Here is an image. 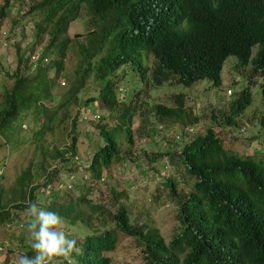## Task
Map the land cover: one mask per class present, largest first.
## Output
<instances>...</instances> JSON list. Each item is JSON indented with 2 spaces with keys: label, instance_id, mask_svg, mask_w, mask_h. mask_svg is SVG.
<instances>
[{
  "label": "trees",
  "instance_id": "16d2710c",
  "mask_svg": "<svg viewBox=\"0 0 264 264\" xmlns=\"http://www.w3.org/2000/svg\"><path fill=\"white\" fill-rule=\"evenodd\" d=\"M8 2L2 1L0 16ZM35 9L42 13L41 22L35 29V39L43 31L48 32V38L34 65L28 62L29 55H24L33 44L22 50L16 44V64L8 73L12 84L0 103V128L9 125L21 107L30 106L37 111L44 108L41 101L47 97L52 80L62 68L64 51L70 40L66 33L68 23L81 9L90 25L85 34L86 42L80 46L85 68L89 67L90 58L100 46L107 43L97 60L96 70L103 82L99 98L108 106L118 100L110 77L118 66L134 63L139 77L144 78L147 67L141 66V51L154 57L150 69V80L154 85L167 79L189 85L205 77L216 85L220 82L224 58L233 54L236 68L248 66L247 82L253 83L255 74L261 75L264 100V0H33L25 11ZM253 45L256 48L251 52ZM47 54L52 56L48 60L41 59ZM31 66V70L24 72ZM81 71L86 72L84 67ZM249 83L230 100L229 109L223 114L225 123L238 124L236 117L251 99ZM82 85L81 78L74 87L68 88V95L76 96ZM174 100L175 105L155 103L156 112L173 116L182 129L185 124L197 122V115L185 109L181 92L174 94ZM130 109L129 105L122 108V115L126 118L123 120H129ZM260 123L264 125V108ZM74 128L72 119L66 146L71 152H74L76 139ZM118 130L117 125L109 129L99 127L98 133L104 143L95 148L86 166L94 177L99 176L100 167L107 165L113 157L121 158ZM185 132L188 133L186 129ZM185 132H180L177 149L147 155L151 160L164 155L168 164L182 167L181 171L178 169L180 178L168 175L162 181L177 206L178 227L171 238L165 241L155 227L131 223L127 210L119 203L112 214L107 215L113 220L114 228L96 232L99 227L85 233L77 241L79 251L69 256L72 263L67 257L64 264H108L110 257L104 252L114 247L117 230L133 236L144 264H264V149L244 154L226 149L212 125H206L203 131L183 140ZM124 133L130 142L128 125ZM64 151H56V154L62 156ZM50 172L45 173L44 185L49 182ZM30 176L29 167L17 176L16 188L12 191L17 193V201L0 197V222L16 220L10 207L19 208L34 202L39 184L26 188ZM59 182H62L60 178L57 184ZM58 191L50 188L49 198L39 205L57 212L69 223L80 220L87 226L91 218H98L99 226L105 222L102 204L91 202L85 191L68 201L59 200ZM80 203L90 212L101 215H78ZM28 221L24 224L26 229ZM23 249L22 255H34L30 244L23 245Z\"/></svg>",
  "mask_w": 264,
  "mask_h": 264
},
{
  "label": "rangeland",
  "instance_id": "374dc122",
  "mask_svg": "<svg viewBox=\"0 0 264 264\" xmlns=\"http://www.w3.org/2000/svg\"><path fill=\"white\" fill-rule=\"evenodd\" d=\"M32 1L9 0L0 16V103L12 84L8 73L13 71L16 64V44L22 50L32 43L33 48H27L24 55L29 53L33 57L39 55L48 38V32L43 31L38 34L39 40L35 39V29L41 22L42 13L37 9L25 11ZM89 27L83 9L75 19L69 21L66 33L70 40L64 51L62 68L52 80L47 97L41 101L44 108L37 111L30 106L21 107L10 124L0 128V197L2 200L8 197L18 200L17 193L12 192L16 188V178L29 167L31 176L26 188L39 184V193L35 195L34 202L46 201L51 188L59 190V200L75 199L78 193L85 191L91 202L102 204V214L106 215L102 226H99L98 218H91L87 226L80 220L69 223L63 219L64 230L69 238L79 241L92 229L100 227L98 232L104 228H114L113 220L108 219L107 215H111L121 203L131 223L155 227L168 241L178 227L177 206L175 199L167 194L162 181L168 175L180 178L178 169L181 171L182 167L171 166L164 155L155 160L147 155L164 149H177L180 144L176 141L181 137L182 130L188 132L182 139H190L196 132L203 131L206 125L213 126L226 149L238 154L261 152L264 149V125L260 123L264 108L260 87L262 77L258 73L253 76V83L247 82L248 66L236 68V57L228 54L221 66L220 82L216 85L206 77L189 85L175 82L174 79L154 85L150 80L154 57L151 53L141 51V66L147 67L144 78L139 77L134 63L118 66L110 76L118 100L108 106L99 98V88L103 82L96 70L97 60L104 53L107 43L104 42L90 58L88 68H85L86 61L80 49L86 42L85 34ZM255 48L256 45H253L251 52ZM51 56L47 54L45 60ZM81 67H84L85 74ZM81 78L83 85L76 96H69L68 88L74 87ZM247 83L251 97L249 104L236 117L238 124L225 123L223 114L228 111L230 100ZM177 92L182 93L185 109L197 115V122L185 124L183 129L173 116L160 115L154 108L155 103L175 105L174 94ZM125 105L132 107L128 121L123 120L126 118L122 115ZM182 116L187 118L184 114ZM72 119L76 133L74 152L66 148ZM101 125L106 129L114 125L119 127L117 134L121 158L113 157L107 165L100 167L99 176L94 177L86 166L95 148L104 143V138L98 133ZM127 125L130 142L124 133ZM64 149L62 156L56 154V151ZM50 170L49 182L44 185L45 173ZM58 178L62 182L57 184ZM87 186L90 187L88 190ZM27 206L10 207L16 220L0 222V264H7L11 259L16 261L22 255L23 245L32 243L30 233L24 226L25 221L30 219L26 214ZM77 209L78 215H101L99 212H90L81 203ZM104 254L110 257L108 264H144L133 236L118 230L114 247ZM69 258L72 263V258ZM63 261L64 257H58L54 264H64Z\"/></svg>",
  "mask_w": 264,
  "mask_h": 264
},
{
  "label": "clouds",
  "instance_id": "9594fccd",
  "mask_svg": "<svg viewBox=\"0 0 264 264\" xmlns=\"http://www.w3.org/2000/svg\"><path fill=\"white\" fill-rule=\"evenodd\" d=\"M45 58L46 56L41 59ZM26 214L30 218L27 231L32 239L31 249L34 255L23 254L16 261L9 260L7 264H54L56 258H67L74 251H79L77 241L69 238L64 230V220L57 212L41 207L38 202H29ZM1 244L0 241V247ZM5 256L6 254L2 258Z\"/></svg>",
  "mask_w": 264,
  "mask_h": 264
},
{
  "label": "built area",
  "instance_id": "2783aa9c",
  "mask_svg": "<svg viewBox=\"0 0 264 264\" xmlns=\"http://www.w3.org/2000/svg\"><path fill=\"white\" fill-rule=\"evenodd\" d=\"M31 55H33V54H30V57H29L31 59V61H32L31 65H34L35 59H36L37 56L34 55L33 57H31ZM30 59H29V62H30ZM188 128L190 129V127H188Z\"/></svg>",
  "mask_w": 264,
  "mask_h": 264
}]
</instances>
